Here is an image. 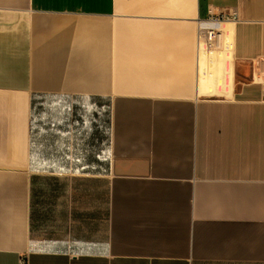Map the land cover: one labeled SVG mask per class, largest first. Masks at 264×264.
<instances>
[{
	"label": "crops",
	"instance_id": "obj_1",
	"mask_svg": "<svg viewBox=\"0 0 264 264\" xmlns=\"http://www.w3.org/2000/svg\"><path fill=\"white\" fill-rule=\"evenodd\" d=\"M257 60L264 0H0V264H264Z\"/></svg>",
	"mask_w": 264,
	"mask_h": 264
},
{
	"label": "bare ground",
	"instance_id": "obj_2",
	"mask_svg": "<svg viewBox=\"0 0 264 264\" xmlns=\"http://www.w3.org/2000/svg\"><path fill=\"white\" fill-rule=\"evenodd\" d=\"M233 24H225L226 28V39L228 40L229 36L232 34ZM223 27V26H222ZM224 37V36H223ZM225 39V38H224ZM222 48V47H221ZM201 56L204 57L203 61L201 62V70H200V79L203 77L207 78L211 73L212 69L217 68L218 70V78L216 80H205L203 84V93L210 92L212 90H216L222 86V79L227 81L230 76L231 70V51L226 43V46L223 49L212 51L210 50L205 44H202L201 49ZM216 76V75H215ZM214 77V75H213ZM202 84V83H201Z\"/></svg>",
	"mask_w": 264,
	"mask_h": 264
},
{
	"label": "built area",
	"instance_id": "obj_3",
	"mask_svg": "<svg viewBox=\"0 0 264 264\" xmlns=\"http://www.w3.org/2000/svg\"><path fill=\"white\" fill-rule=\"evenodd\" d=\"M238 19V12L236 10H232L231 13H214L212 7L209 9V18L204 22V38L210 43L215 44L221 33L219 31V25L224 21H231ZM254 81L256 83L264 84V61L257 60L254 64Z\"/></svg>",
	"mask_w": 264,
	"mask_h": 264
}]
</instances>
